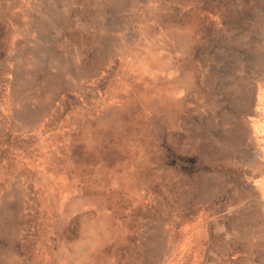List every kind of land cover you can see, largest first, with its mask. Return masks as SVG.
<instances>
[{
    "label": "rangeland",
    "instance_id": "obj_1",
    "mask_svg": "<svg viewBox=\"0 0 264 264\" xmlns=\"http://www.w3.org/2000/svg\"><path fill=\"white\" fill-rule=\"evenodd\" d=\"M0 264H264V0H0Z\"/></svg>",
    "mask_w": 264,
    "mask_h": 264
}]
</instances>
